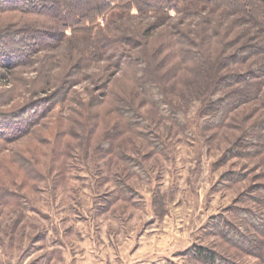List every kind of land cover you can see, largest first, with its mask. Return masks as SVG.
<instances>
[{"label": "rangeland", "instance_id": "374dc122", "mask_svg": "<svg viewBox=\"0 0 264 264\" xmlns=\"http://www.w3.org/2000/svg\"><path fill=\"white\" fill-rule=\"evenodd\" d=\"M187 1L188 13L113 1L90 30L66 28L28 64L0 69L1 123L59 93L21 137L0 135V264H203L191 254L199 246L217 264H264V141L252 140H264V86L216 123L221 115L215 107L206 115L200 92L217 73L165 58L177 48L209 49L217 60L233 58L225 75L264 78V9L248 0ZM26 19L45 21L0 11V30ZM103 36L130 37L121 64L103 58ZM132 62L166 76L178 119L146 102L135 80L148 81L127 69ZM130 107L145 120L127 115ZM226 225L253 248L228 239Z\"/></svg>", "mask_w": 264, "mask_h": 264}, {"label": "trees", "instance_id": "16d2710c", "mask_svg": "<svg viewBox=\"0 0 264 264\" xmlns=\"http://www.w3.org/2000/svg\"><path fill=\"white\" fill-rule=\"evenodd\" d=\"M113 1L116 2V0H0L1 12L16 11L34 18H45V21L42 22L36 19H26V21H24V26H21L20 28L0 30V69L9 72L15 67L28 64L30 60H32L35 53L44 50V48H46L52 41L64 38L65 35L63 31L66 28H73L75 30L82 25L83 29L90 30V24L94 23V20H96L98 16L104 15L109 9H111L110 4ZM121 1L126 2L128 0ZM131 1L134 2V0ZM141 1L145 2L144 7L152 6L154 7V10L165 13L168 10H174L177 13L189 12V2L187 0ZM248 1L259 4L264 9V0ZM243 5L246 6L244 3ZM246 11L249 12L248 6H246ZM57 23L60 25L61 29L59 32L53 30L54 27L52 26ZM97 41L103 58L114 59L117 61H119V57H122L123 55L122 51L120 53V45L123 44L122 50H124L125 44L129 45L130 43H133L129 36L122 37L121 42H118L116 37L107 36H103ZM165 51H167V49L164 50V53ZM167 55L168 56L165 57L166 59L169 58V55H175L178 58V64H182V62L185 64L195 62V67L198 68V72L200 71L203 74L210 73L211 71H213L214 74H218H216V77L208 76L210 78H207V81H205L204 87L200 92L201 96L204 95L203 97H205V104H208L203 109H207L205 110L207 114H205L213 115V112L211 111L216 110L217 113L221 115L216 123H225L234 110L257 97V95L261 93L264 86V78L256 77L252 74H235L230 77L227 76V74L225 75V71H227L234 63L232 62L233 58L228 56L225 57L223 61H221L222 59L217 60V57L209 49L196 54L193 50H191V47L189 49L177 48ZM93 58L94 53L90 54L87 59L82 57V59H80L81 67L85 68L88 62ZM85 60H87L86 65L83 63ZM119 62V64L122 63L121 61ZM197 64L204 65L199 68ZM213 65L214 68H212ZM206 68L207 70L205 73L204 70ZM127 69H129L133 75L139 74V76L148 81L147 83L142 84L140 82L141 80H135L138 90L141 95L146 98V102L154 104V106L159 107L161 111L172 115L174 119H178L177 113H180V111L174 110L171 102L167 99V95L171 92V88L167 86V84H163L166 80V76L164 74L161 76L152 74L147 68H142V66L136 65L133 62ZM51 79L52 77L45 80V85L47 87L51 85ZM222 79L224 81H222ZM149 83H154L155 85L151 86ZM235 84H239L241 89L228 93L229 89ZM220 93H223L224 96L219 97ZM58 95L59 93L57 92L54 96H50L39 101H32L31 103L26 104L23 109L22 106L21 109H18V111H12V114H9L8 116L10 117L8 123L6 121L2 123L0 122V135L3 138H7L9 136L13 138L19 136L21 137V135L25 134L26 130L33 125L34 122L38 121L42 115H46V113L54 107L57 102V97H59ZM212 107H215V109H210ZM126 110L127 115L136 119L134 121H139V119L145 120L142 114L136 111L134 107L127 108ZM31 111L32 115L30 114ZM217 113L216 115H219ZM151 136L153 137V134ZM260 137L261 136L256 134L252 136V140L255 141L258 146L263 143L262 141H264ZM246 215L249 214L247 213ZM249 218L254 221L256 220V218L252 217V215H249ZM257 226H260L258 228H263L260 222L259 224L257 223ZM224 229L226 230V237L227 235H230L227 238L234 244H242V246L253 248L250 243L253 242L252 239H245L237 232L233 233L232 230H228V225L224 226ZM231 233H233V235ZM191 254L203 264H217L220 262L217 254L205 247H196L191 250ZM223 262L227 263V261L222 260L221 263Z\"/></svg>", "mask_w": 264, "mask_h": 264}]
</instances>
